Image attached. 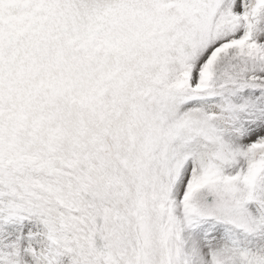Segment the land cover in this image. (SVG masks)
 <instances>
[{
	"label": "snow or ice",
	"instance_id": "6c2138e0",
	"mask_svg": "<svg viewBox=\"0 0 264 264\" xmlns=\"http://www.w3.org/2000/svg\"><path fill=\"white\" fill-rule=\"evenodd\" d=\"M0 264H264V0H0Z\"/></svg>",
	"mask_w": 264,
	"mask_h": 264
}]
</instances>
